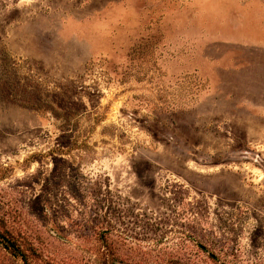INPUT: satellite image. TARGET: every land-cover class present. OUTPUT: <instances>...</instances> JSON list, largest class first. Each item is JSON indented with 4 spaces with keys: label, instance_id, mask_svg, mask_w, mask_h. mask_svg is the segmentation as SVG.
<instances>
[{
    "label": "rangeland",
    "instance_id": "rangeland-1",
    "mask_svg": "<svg viewBox=\"0 0 264 264\" xmlns=\"http://www.w3.org/2000/svg\"><path fill=\"white\" fill-rule=\"evenodd\" d=\"M0 264H264V0H0Z\"/></svg>",
    "mask_w": 264,
    "mask_h": 264
},
{
    "label": "trees",
    "instance_id": "trees-1",
    "mask_svg": "<svg viewBox=\"0 0 264 264\" xmlns=\"http://www.w3.org/2000/svg\"><path fill=\"white\" fill-rule=\"evenodd\" d=\"M4 246H6L5 248L8 249V250L11 248V246L9 247V243L5 244Z\"/></svg>",
    "mask_w": 264,
    "mask_h": 264
}]
</instances>
